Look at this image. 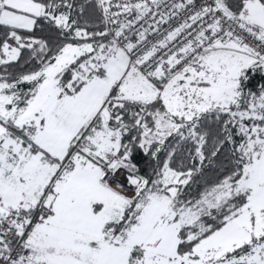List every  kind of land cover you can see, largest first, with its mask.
<instances>
[{
  "label": "snow or ice",
  "instance_id": "6c2138e0",
  "mask_svg": "<svg viewBox=\"0 0 264 264\" xmlns=\"http://www.w3.org/2000/svg\"><path fill=\"white\" fill-rule=\"evenodd\" d=\"M256 72L264 0H0V264H264Z\"/></svg>",
  "mask_w": 264,
  "mask_h": 264
},
{
  "label": "trees",
  "instance_id": "16d2710c",
  "mask_svg": "<svg viewBox=\"0 0 264 264\" xmlns=\"http://www.w3.org/2000/svg\"><path fill=\"white\" fill-rule=\"evenodd\" d=\"M260 83H264V74L260 72H256L251 75V84L258 86ZM251 86V85H250ZM142 155V154H141ZM213 177V173L211 171L208 172V178L211 179Z\"/></svg>",
  "mask_w": 264,
  "mask_h": 264
}]
</instances>
